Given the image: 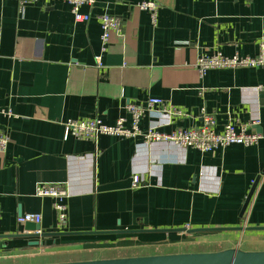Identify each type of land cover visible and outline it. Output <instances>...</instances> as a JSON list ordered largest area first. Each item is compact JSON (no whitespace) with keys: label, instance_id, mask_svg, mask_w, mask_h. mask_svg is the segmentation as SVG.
Segmentation results:
<instances>
[{"label":"crops","instance_id":"0c3cea01","mask_svg":"<svg viewBox=\"0 0 264 264\" xmlns=\"http://www.w3.org/2000/svg\"><path fill=\"white\" fill-rule=\"evenodd\" d=\"M142 1L96 0L81 7L90 19L76 22L64 0H38L23 14L16 0H0V110L13 112L0 113L11 137L0 152V264L195 252L190 248L201 243L264 250V230L248 229L264 226V69L222 67L201 76L196 68L202 54L256 55L264 0H155L156 24ZM105 12L124 28L102 53ZM150 101L184 115L148 111L144 131L199 126L206 111L217 130L228 121L251 124L260 139L201 152L141 136L64 137L63 123L72 118L114 124L124 116L130 126L127 105ZM133 175L140 176L137 188ZM41 182L67 185L66 226H57L53 198L36 195ZM27 212L42 213L43 231L65 234L23 235L34 232L19 221ZM236 226L244 229L119 231Z\"/></svg>","mask_w":264,"mask_h":264},{"label":"built area","instance_id":"2783aa9c","mask_svg":"<svg viewBox=\"0 0 264 264\" xmlns=\"http://www.w3.org/2000/svg\"><path fill=\"white\" fill-rule=\"evenodd\" d=\"M20 12L23 14L27 5L33 4L38 0H16ZM71 5V11L76 22H87L90 14L81 12L83 5L93 6L96 0H64ZM141 9L150 13L153 24H156L159 3L155 0H145L138 4ZM101 23V52L108 49L110 38L113 32L123 34V22L116 15L103 13L99 16ZM258 53L254 56L240 55L235 53L232 56L224 55L222 52L213 54H202L197 57L196 68L201 76H204L208 70L222 67H258L264 69V40L259 42ZM102 53L96 55L95 59L98 66H102ZM160 103V104H159ZM151 110H159L172 115H184L182 109L174 107L171 104L150 101L146 105L131 103L126 107L130 115L131 125H125L126 117L120 116L116 123L106 124L100 118H79L69 119L63 123L64 137L74 136L80 139L96 140L100 135H116L120 137L141 136L145 142H173L182 147H192L201 152H209L217 148L227 147L231 144H256L260 135L248 130L251 124L237 126L233 121L224 124L222 130H217L216 116L204 111L202 114V124L189 128L177 127L171 132L159 130L158 126L150 127L144 131L140 128L142 116ZM0 113L12 116L11 109H1ZM11 142V137L7 131L0 128V152H5ZM264 176V171L260 174ZM140 185V176L133 175L132 187L137 188ZM35 193L40 197L53 198V207L57 212V226L62 228L66 226L68 220V206L66 199L69 197L67 185L64 182H41L36 186ZM43 219L40 212H27L20 216L22 223L34 222L41 223Z\"/></svg>","mask_w":264,"mask_h":264},{"label":"water","instance_id":"95a60500","mask_svg":"<svg viewBox=\"0 0 264 264\" xmlns=\"http://www.w3.org/2000/svg\"><path fill=\"white\" fill-rule=\"evenodd\" d=\"M259 177L256 178L253 188L249 193L245 204L242 208L241 214L244 215L249 202L252 198L253 191L258 183ZM25 230L34 231L32 234H23L28 237H47L65 234L64 232H45L41 229V223L26 222L24 223ZM243 226L236 227H211V228H178V229H150V230H119L120 232H134V231H163L173 232L185 230L188 233H195L199 231H225V230H242ZM248 229L264 230V226H250ZM95 232V231H94ZM34 245L41 243L40 240L31 242ZM39 264H264V250H244L241 248H226L217 251L204 252H181L170 254H154L142 256H127L115 258H101L79 261L66 262H51Z\"/></svg>","mask_w":264,"mask_h":264},{"label":"rangeland","instance_id":"374dc122","mask_svg":"<svg viewBox=\"0 0 264 264\" xmlns=\"http://www.w3.org/2000/svg\"><path fill=\"white\" fill-rule=\"evenodd\" d=\"M221 246L220 245H214V244H205L203 245L202 243L201 244H198L196 245L195 247H192L190 248L191 250L195 251V252H201L203 250H218V249H221L220 248Z\"/></svg>","mask_w":264,"mask_h":264}]
</instances>
